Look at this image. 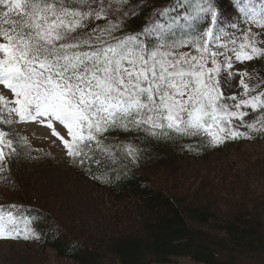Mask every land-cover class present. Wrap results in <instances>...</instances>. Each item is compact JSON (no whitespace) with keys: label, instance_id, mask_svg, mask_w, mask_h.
I'll return each mask as SVG.
<instances>
[{"label":"snow or ice","instance_id":"snow-or-ice-1","mask_svg":"<svg viewBox=\"0 0 264 264\" xmlns=\"http://www.w3.org/2000/svg\"><path fill=\"white\" fill-rule=\"evenodd\" d=\"M193 3L175 0L158 13L168 17L166 24L114 38L121 22L136 14L131 0H0V86L11 93V99L0 94V127L14 122L9 117L42 124L80 167L114 164L117 154L135 160L133 145L109 141L113 131L156 139L205 136L214 146L250 138L240 127L264 133V84L233 71L234 62L264 59V0H233L245 23L260 31L248 27L223 44L215 43L222 36L214 33L217 13L210 0H199L189 13ZM202 13L212 26L197 34L191 27L199 26ZM101 20L103 28L92 23ZM181 32L183 38L152 49L141 39ZM182 47L196 55H173ZM222 73L240 77L239 95H225ZM250 112L260 115L245 124ZM8 137L0 130V173L18 146H28L26 139L21 145ZM32 223L0 208V239L21 232L29 239Z\"/></svg>","mask_w":264,"mask_h":264},{"label":"trees","instance_id":"trees-1","mask_svg":"<svg viewBox=\"0 0 264 264\" xmlns=\"http://www.w3.org/2000/svg\"><path fill=\"white\" fill-rule=\"evenodd\" d=\"M174 2L131 0L136 14L123 20L113 37L142 34L153 22L166 24L168 17L158 13ZM232 2L210 0L217 13L213 27L227 25L228 30L215 42L239 37L248 27L260 31L245 23ZM196 3L199 0L189 13L195 11ZM92 23L105 26L103 20ZM197 23L198 27L196 23L191 27L197 34L212 26L203 13ZM235 23L238 28H233ZM183 37L184 32L168 33L162 40L158 35H141L147 49ZM250 66L256 83L264 84V59L253 60ZM0 130L23 145L25 138L13 123L3 124ZM238 130L250 138L229 139L215 146L205 136L156 139L143 133L113 131L109 134L112 144H131L137 149L134 161L117 154L114 164L80 167L69 160V171L90 183L92 195L101 194L95 199L105 197L107 206L112 207L99 219L98 227L73 219L65 209L48 211L31 204L30 196H37L42 184L36 171L54 157L34 151L27 142V147L18 146L17 154L6 161L0 173V198L5 200H0V208H7L18 219L33 221L34 235L24 239L21 232L18 241L73 264H174L177 259L192 264H264V157L257 160L261 164L251 173L252 161L240 150L264 142V133L247 127ZM217 154L222 158L211 161ZM192 165L202 167V172L188 175L187 167ZM13 205L16 207L11 208ZM48 257L47 263L52 260Z\"/></svg>","mask_w":264,"mask_h":264},{"label":"rangeland","instance_id":"rangeland-1","mask_svg":"<svg viewBox=\"0 0 264 264\" xmlns=\"http://www.w3.org/2000/svg\"><path fill=\"white\" fill-rule=\"evenodd\" d=\"M213 27V26H212ZM233 28H238V23L233 24ZM214 33L220 34L222 37L228 33L227 25L222 28H214ZM222 39V38H221ZM215 42V43H227ZM213 50H218L213 47ZM191 52L196 55L195 51L189 47H182L173 50V55ZM231 55V53H229ZM234 72H248L251 76L249 81L251 84H257L253 78V69L250 62L238 63L234 62ZM239 76L229 78L227 74L221 75V86L226 96L237 94L242 91L239 87ZM0 94L11 99V93L6 91L0 86ZM231 103V102H229ZM250 111V110H249ZM256 113L250 112L249 116L245 117V122L252 121V116ZM14 122V126L21 132L23 137L30 144L34 151L51 154L54 160L39 167L36 171L41 177L42 184L39 185L37 196H30L31 204L35 206H44L48 211H59L65 209L66 214L73 219L83 221L87 226L98 227L99 219L108 214L112 207L107 206V199L104 197L97 198V195H92L93 189L90 183L83 179L76 178L68 169L69 158L67 157L64 148L59 140L51 136V130L44 127L42 124L20 122L15 117H9ZM57 130L64 135L62 127L57 126ZM243 154H247L252 161L250 167L253 173L254 166H260L261 162L257 160L264 157V142L259 144L245 145L240 148ZM222 158L221 154L215 155L211 161L216 162ZM253 162H255L253 164ZM257 163V164H256ZM195 165L187 167L186 173H199L202 172V167H194ZM261 190L259 189V192ZM260 195L257 194L256 196ZM0 200H2L0 198ZM2 201H5L4 199ZM7 202H9L6 199ZM70 221V220H69ZM51 261L47 263V260ZM49 252H41L38 248L30 246L29 244L22 243L17 239H0V264H73L69 260H61L59 258H52ZM110 264V263H109ZM115 264H119L115 262ZM174 264H192L187 260L177 259Z\"/></svg>","mask_w":264,"mask_h":264}]
</instances>
